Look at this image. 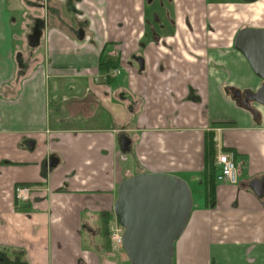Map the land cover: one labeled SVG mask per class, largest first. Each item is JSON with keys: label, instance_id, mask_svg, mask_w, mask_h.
<instances>
[{"label": "crops", "instance_id": "1", "mask_svg": "<svg viewBox=\"0 0 264 264\" xmlns=\"http://www.w3.org/2000/svg\"><path fill=\"white\" fill-rule=\"evenodd\" d=\"M19 2L0 0L1 249L25 264L108 263L100 229L118 184L152 172L204 186L213 136L216 154L233 153L237 183L214 181L212 200L193 204L172 262L264 264V187H252L264 179V105L231 95L263 82L233 39L264 28V0H173L175 27L159 40L145 35V0H40L38 58L25 51ZM21 185L30 202L15 198Z\"/></svg>", "mask_w": 264, "mask_h": 264}, {"label": "water", "instance_id": "2", "mask_svg": "<svg viewBox=\"0 0 264 264\" xmlns=\"http://www.w3.org/2000/svg\"><path fill=\"white\" fill-rule=\"evenodd\" d=\"M233 45L263 81L256 91L245 92L242 104L246 107H250L251 102L264 105V28L246 26L239 29ZM139 64L143 68L142 59ZM120 143L122 151L130 149V141L125 135L120 136ZM56 164V158L44 162L45 167ZM252 187L261 196L264 179L256 180ZM192 206L190 188L177 175L143 172L121 181L113 212L124 227L122 248L129 264H173L174 243L188 221Z\"/></svg>", "mask_w": 264, "mask_h": 264}, {"label": "flooded vegetation", "instance_id": "3", "mask_svg": "<svg viewBox=\"0 0 264 264\" xmlns=\"http://www.w3.org/2000/svg\"><path fill=\"white\" fill-rule=\"evenodd\" d=\"M145 2H146V7H147L146 16H145L147 28L145 31V35L147 34V36L157 37V39L159 40L160 38H162L163 34L170 33L171 30L175 27L176 22H175V16L173 12L174 10L173 0H145ZM158 13L160 14V17H158L157 15ZM41 31H42L41 22H39V20L37 19L34 20V23L30 29L29 44L32 45V44H37L39 42ZM139 59H142V57H138L137 59L138 64H139ZM113 68L115 67L112 65L108 66L106 73L108 75H111ZM140 69H143V68L140 67ZM231 95L233 96V98L237 99L239 102H242L246 98L245 93L238 92L235 90L231 91ZM50 158H55V156H51ZM48 159H46L44 162H46ZM21 186H24V185H21ZM15 189H14V196H15ZM30 191H31L29 194L30 198L24 201V203L30 202L32 200L33 192L31 188H30ZM107 237H108L109 242L111 243L108 230H107ZM10 257L14 259V262H13L14 264H25V260L22 258L21 254H17V255L9 254V252L0 248V264H7V262L10 263Z\"/></svg>", "mask_w": 264, "mask_h": 264}, {"label": "rangeland", "instance_id": "4", "mask_svg": "<svg viewBox=\"0 0 264 264\" xmlns=\"http://www.w3.org/2000/svg\"><path fill=\"white\" fill-rule=\"evenodd\" d=\"M11 3H20L19 0H10ZM25 5L23 7V10H24V13H25V24H24V34H23V43L24 44V47H25V51L26 53H32L31 51L33 50V56L36 58L38 55H40L41 53V50H43V46H44V41H43V38H41L40 36V40L37 44H35V46H31L25 39H27L29 41V34H30V29H31V22L33 20H39L40 22V19H41V12H40V0H23ZM207 2H209L210 0H206ZM214 1V0H212ZM215 1H218V2H222L224 0H215ZM230 2H239V3H242V4H250V3H253V2H244V1H241V0H229ZM171 9V8H170ZM219 11V9H218ZM244 11H246L245 13H248L249 12V8L246 7L244 9ZM248 11V12H247ZM158 17H160V14L158 13L157 14ZM214 20L218 21V17L217 18H214ZM223 21H226L228 23H236V19H233L232 16H230L229 18H223ZM17 23H18V20H17ZM17 26L19 24H16ZM26 31H27V36H26ZM36 48V49H35ZM32 56V57H33ZM34 58V59H35ZM38 58V57H37ZM188 186L190 188V192H191V196H192V201H193V204H200V203H203L204 201V186L202 184H200L198 181H190L188 182ZM105 231V226H104V229ZM102 229H100L101 231V234L104 238V240L106 241V243H108L109 245V248L111 250V255L109 256V259L107 260L108 263L106 264H129V260H128V257L125 253V251L123 250V248H114L111 243L107 240L108 238H105V234L103 235V231ZM82 236H84V234H82ZM86 245V241H83L82 243V246L84 247ZM2 248V247H0ZM85 249L90 252V253H93L94 252V249L89 247V246H86ZM83 251V250H82ZM97 257V256H96ZM14 259L12 257H10V263L7 262V264H14Z\"/></svg>", "mask_w": 264, "mask_h": 264}, {"label": "built area", "instance_id": "5", "mask_svg": "<svg viewBox=\"0 0 264 264\" xmlns=\"http://www.w3.org/2000/svg\"><path fill=\"white\" fill-rule=\"evenodd\" d=\"M118 73L117 69H112V74ZM215 165L218 171L215 174V181L225 182L229 184L237 183V167L233 156L230 151H220L215 155ZM30 188L26 186H17L15 189V197L19 201H26L30 198ZM107 230L111 245L114 248H122V234L124 227L119 223L115 214L107 222Z\"/></svg>", "mask_w": 264, "mask_h": 264}, {"label": "trees", "instance_id": "6", "mask_svg": "<svg viewBox=\"0 0 264 264\" xmlns=\"http://www.w3.org/2000/svg\"><path fill=\"white\" fill-rule=\"evenodd\" d=\"M99 70L107 69L106 63H100L98 66ZM206 158H205V166H204V172H203V181H204V194L206 198H209L211 201L213 198V186L215 181V174L217 172V167L215 165V141L213 139V136H210L206 142ZM107 222L108 218L104 220L105 224V231L104 236L107 237ZM108 240V239H107ZM109 241V240H108Z\"/></svg>", "mask_w": 264, "mask_h": 264}]
</instances>
